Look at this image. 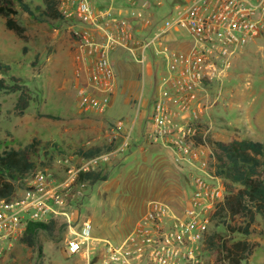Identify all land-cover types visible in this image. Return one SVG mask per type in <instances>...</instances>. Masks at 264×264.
<instances>
[{
	"label": "built area",
	"instance_id": "obj_1",
	"mask_svg": "<svg viewBox=\"0 0 264 264\" xmlns=\"http://www.w3.org/2000/svg\"><path fill=\"white\" fill-rule=\"evenodd\" d=\"M58 2L64 20L80 26L74 33L86 71V85L78 91L83 113L109 111L118 80L116 52H129L140 65L146 64L147 54L162 61L165 70L155 82L151 125L142 137L184 164L187 188L179 210L151 201L122 242L106 241L100 249L104 242L92 237L91 221L79 222L75 206L88 186L80 175L134 147V125L118 120L105 132L106 151L90 158H56L50 168L35 171L14 199L0 198V255L7 242L25 235L29 223L62 220L69 229L70 257L84 253L91 263L103 264H206L213 214L228 192L226 181L215 174V151L197 141L208 135L201 126L205 86L218 79L235 54L264 37V0H180L171 4V16L162 19L163 0ZM96 142H89V149Z\"/></svg>",
	"mask_w": 264,
	"mask_h": 264
},
{
	"label": "rangeland",
	"instance_id": "obj_2",
	"mask_svg": "<svg viewBox=\"0 0 264 264\" xmlns=\"http://www.w3.org/2000/svg\"><path fill=\"white\" fill-rule=\"evenodd\" d=\"M163 1L160 19L171 16V4L180 2ZM28 2L33 16L16 6L17 22L25 30L23 38L9 30L6 19L0 17V61L12 68L0 78L8 82L12 77L21 79L31 95L29 109L19 115L15 111L19 94H0V153L27 147L34 140L54 148L55 159L82 156V151L90 150L89 142L95 140L96 147L106 151L104 135L112 124L122 119L131 127L134 125V147L105 165L108 181L83 188L75 206L79 222L91 221L92 237L104 242L100 249L106 241L118 244L128 236L151 201H162L179 210L185 192L181 178L185 175L184 164L176 162L163 146L148 145L142 137L151 125L154 74L162 76L163 63L158 59L159 65L154 68L153 57L147 54L143 69L127 51L116 52L113 60L118 80L109 111L83 113L78 91L86 85V71L74 33L80 26L44 19L39 10L43 0ZM181 35L191 39L186 30ZM205 87L203 132L210 134L214 142L240 139L264 143V37L235 54L229 67ZM211 147L215 151V145ZM253 230L249 240L256 248L249 264H264V218L258 217ZM226 236L235 241L242 239L240 234L228 232ZM23 237L3 246L0 264H103L102 260L91 263L84 253L67 255L69 229L62 220L55 232L40 233L35 248L25 244ZM205 262L219 264L215 250Z\"/></svg>",
	"mask_w": 264,
	"mask_h": 264
},
{
	"label": "trees",
	"instance_id": "obj_3",
	"mask_svg": "<svg viewBox=\"0 0 264 264\" xmlns=\"http://www.w3.org/2000/svg\"><path fill=\"white\" fill-rule=\"evenodd\" d=\"M29 0H0V17L6 19V26L18 36L24 37V28L17 22V4L25 13L33 16ZM58 0H43L39 8L41 17L47 20H64L59 11ZM12 68L0 61V77L8 75ZM19 94L15 111L24 115L30 107L31 95L21 79L12 77L11 82L0 78V94ZM199 144L215 145V174L227 182L225 201L213 214L215 230L210 235L206 247L216 251L219 264H249L256 246L249 240L258 217L264 218V143L255 140L233 139L228 143L214 142L211 135L197 138ZM103 152L96 147L82 151L81 155L90 158ZM55 149L34 140L20 149H9L0 153V198L12 200L40 166L50 168L55 160ZM42 154V155H41ZM40 161V163H39ZM182 189L187 187V178L182 177ZM79 181L88 186L108 181L104 166L89 173H82ZM181 181V179H180ZM56 222L50 224L29 223L22 241L31 248L38 246V237L42 231L53 233ZM225 233L240 234L242 239L227 238ZM225 235V236H224Z\"/></svg>",
	"mask_w": 264,
	"mask_h": 264
},
{
	"label": "crops",
	"instance_id": "obj_4",
	"mask_svg": "<svg viewBox=\"0 0 264 264\" xmlns=\"http://www.w3.org/2000/svg\"><path fill=\"white\" fill-rule=\"evenodd\" d=\"M246 49V48H245ZM244 49V50H245ZM129 53V52H128ZM113 63H114V65H115V67H116V60L114 61L113 60ZM159 65V63H157V60H155L154 61V68L155 67H157ZM145 66H146V64L145 65H142V67H143V69H145ZM160 67V66H159ZM158 69V68H157ZM159 70V69H158ZM157 78H158V73H155L154 74V82H153V84L155 85V82H156V80H157ZM85 81H86V78H85ZM54 222H56V224L58 225V221H54ZM57 227V226H56Z\"/></svg>",
	"mask_w": 264,
	"mask_h": 264
}]
</instances>
